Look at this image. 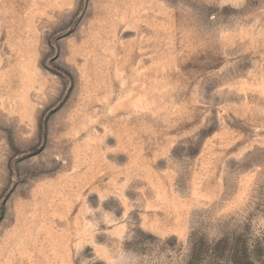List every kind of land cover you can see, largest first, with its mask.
I'll use <instances>...</instances> for the list:
<instances>
[{"label":"rangeland","instance_id":"obj_1","mask_svg":"<svg viewBox=\"0 0 264 264\" xmlns=\"http://www.w3.org/2000/svg\"><path fill=\"white\" fill-rule=\"evenodd\" d=\"M0 264H264V0H0Z\"/></svg>","mask_w":264,"mask_h":264}]
</instances>
